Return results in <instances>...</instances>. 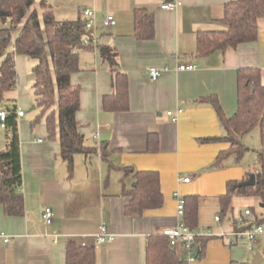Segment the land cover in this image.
<instances>
[{
    "label": "crops",
    "instance_id": "obj_1",
    "mask_svg": "<svg viewBox=\"0 0 264 264\" xmlns=\"http://www.w3.org/2000/svg\"><path fill=\"white\" fill-rule=\"evenodd\" d=\"M165 1L169 0H85L82 4L94 10L98 43L110 45L118 53V68L128 80V109H103V96L113 92L112 74L96 49H83L79 54L81 69L70 79L80 86L78 130L84 144L96 151L76 153L69 175L59 155L58 138H47L44 119L31 127L34 117L25 118L24 113L18 118L24 213L7 216L0 207V232L8 239L0 236V264H65L69 241L92 248L95 264H146L148 235L178 221L174 191L183 197L197 196L194 227L198 228L230 230L232 220L252 207L247 202L243 211L235 210L232 199V219L224 217L225 224L224 218L219 222L214 219L219 216V196L227 181H243L247 169L233 155L214 164L219 151L229 143L200 140L225 134L213 106L200 99L216 97L225 115L231 116L237 108L238 68H260L264 84V15L258 20L255 41L197 56V32L223 29V7L229 0H173L180 5L172 9L161 7ZM137 7L153 15L152 39L140 40L134 35ZM106 15L114 18L110 27H102ZM189 63L196 67L177 68ZM149 67L166 70L152 80ZM8 97L14 100L4 102L0 110L13 104L22 109L24 102ZM177 109L181 113L173 121L167 111ZM150 133L158 137L156 152L147 150ZM247 134L241 140L256 158L255 150L261 147L259 129L249 143ZM2 143L3 148L4 136ZM100 149L106 152L105 158ZM123 167L159 173L164 198L160 208L146 210L139 217L124 213L128 197L122 190L131 187L133 178ZM183 176L190 177L189 182H179ZM45 207L53 211L50 224L43 220ZM100 225L115 237L93 246L89 236L97 233ZM263 236L252 249L244 241L227 245L220 237L208 238L203 254L189 264H248Z\"/></svg>",
    "mask_w": 264,
    "mask_h": 264
},
{
    "label": "trees",
    "instance_id": "obj_2",
    "mask_svg": "<svg viewBox=\"0 0 264 264\" xmlns=\"http://www.w3.org/2000/svg\"><path fill=\"white\" fill-rule=\"evenodd\" d=\"M35 0H0V103L7 92L15 86L16 72L14 56L22 54L37 60L33 66V92L40 114L30 121L37 125L43 118L47 138H58L59 155L66 164L68 174L73 171L76 153L95 152V147L84 144L78 130L76 113L80 107V86L71 82V75L78 72L79 54L83 49H94L83 45L82 40L91 32L86 30L83 18L56 19L47 0H41V20ZM264 15V0H229L224 4L222 21L224 28L219 30H200L197 32V56H205L215 50L236 47L241 43L253 42L258 36V20ZM134 35L140 40L154 37V19L150 11L137 7L133 12ZM18 34L13 39L12 33ZM98 55L109 65L112 74L113 92L104 95L102 107L105 110L123 111L128 109L127 75L118 68V53L107 44L95 48ZM209 102L224 128L221 137H205L203 142L224 140L227 149L219 151L214 164L218 165L225 157L233 155L240 160L249 150L242 137L254 128L259 129L261 147L256 149V164L245 172V179L254 174V184L237 186L238 181L229 180L225 192L219 196V217L232 219L231 201L233 196L255 197L259 210L250 208L254 223L264 225V84L260 80V68L245 66L237 69V108L231 116H226L214 96L201 98ZM54 105L56 109H54ZM17 106L6 105L4 120L5 146L0 149V207L7 216H22L24 213L21 192L22 176L20 162V138ZM158 137L156 133L147 136V150L156 152ZM105 158V151L101 150ZM125 174H132V184L124 188L122 194L128 197L124 213L139 217L144 211L160 208L164 198L160 188L159 173L154 170H134L122 168ZM196 195L184 197L183 221L194 227L198 216ZM208 238L197 239L199 256L203 254ZM146 264H188L181 247H173L168 238L155 231L146 238ZM65 264H95L92 248L69 241L66 248Z\"/></svg>",
    "mask_w": 264,
    "mask_h": 264
},
{
    "label": "built area",
    "instance_id": "obj_3",
    "mask_svg": "<svg viewBox=\"0 0 264 264\" xmlns=\"http://www.w3.org/2000/svg\"><path fill=\"white\" fill-rule=\"evenodd\" d=\"M180 5V2L169 0L161 4V7L164 9H172ZM81 17L85 23L86 30L91 33L85 36L82 40L83 45L91 46L94 49L98 45V39L95 34L96 22H95V13L92 8H84L81 11ZM102 27H110L114 24V18L112 15H106L102 21ZM195 64H178L177 68L180 70H189L194 69ZM166 68H156L149 67L147 69L148 74L152 80L157 79L162 71H165ZM17 116L22 117L24 112L22 109L17 108ZM181 113V109L175 111H167V114L171 116L172 120L175 121L177 116ZM6 117V111L0 110V127H4V120ZM190 177L183 176L179 177L178 181L181 183L189 182ZM174 199L176 201V215L178 218L177 223L173 227H166L161 230V233L168 238L169 244L173 247H181V251L187 263L196 261L199 256L198 243L197 239L200 237L209 238L211 236L220 237L227 245H234L238 242L244 241L248 244L249 248L252 249V245L257 241L258 237L264 235V225L254 223V215L250 208H247L243 213L233 221V227L228 231H220L211 235L210 228H198V227H189L183 221L184 217V197L178 192L174 191ZM53 217V211L50 207H45L43 211V220L46 224H50ZM216 221H220L219 216H215ZM4 241L8 239L4 236V233L0 232ZM115 237L114 233L108 232L107 228L104 225H100L97 233L89 236L92 240L93 246H97L101 243L109 242ZM83 246L85 244L83 243Z\"/></svg>",
    "mask_w": 264,
    "mask_h": 264
},
{
    "label": "rangeland",
    "instance_id": "obj_4",
    "mask_svg": "<svg viewBox=\"0 0 264 264\" xmlns=\"http://www.w3.org/2000/svg\"><path fill=\"white\" fill-rule=\"evenodd\" d=\"M40 1L41 0H35L34 7L37 9L41 20V9L39 7ZM47 2L49 5L52 6V10L56 19H64V20L72 19L74 17H77L79 14L81 15L82 9L86 8L84 7V5H82L84 4L85 0H47ZM17 34H18L17 30L13 31L12 38L14 39L17 36ZM36 63L37 60L34 58H30L22 54L15 55V72H16L17 84L11 91L6 93L5 99L0 103V105H2L4 102L14 100V98L8 99L9 98L8 96L10 95L12 97H15L18 101L24 102L23 107L22 106L21 107L23 112L25 113L26 116L25 118L35 117L41 113L40 112L41 109L36 105L35 95L33 92L34 76H33L32 68ZM54 109H56L55 105H54ZM257 131L258 128H255V130L249 132L245 136V139L247 140L248 143L251 142L250 139H252L254 134L257 135ZM3 136H4V130L0 128V149L3 146L2 143ZM240 162L241 165L244 166L247 170L250 169L252 170L256 164V158L253 157L252 152L248 151L243 155ZM232 199H233V204L235 203L234 204L235 210L241 209V211H243L244 204L247 202L251 204V206L254 208L255 211L259 210V201L255 197L235 195ZM226 222H227V218H224L223 224H225ZM204 229H207V227H205ZM210 230H211V235H214L215 233H218L220 231H228V230L217 231V229L214 228H210ZM211 237H215V236H211ZM260 240H261V244L259 246H255V252L260 251V253L263 256V261L261 264H264V236L261 237Z\"/></svg>",
    "mask_w": 264,
    "mask_h": 264
},
{
    "label": "water",
    "instance_id": "obj_5",
    "mask_svg": "<svg viewBox=\"0 0 264 264\" xmlns=\"http://www.w3.org/2000/svg\"><path fill=\"white\" fill-rule=\"evenodd\" d=\"M34 108V107H33ZM254 174H250L249 177L243 181L237 183V186H247L254 184ZM263 261V256L260 252H254L252 254L251 260L248 264H260Z\"/></svg>",
    "mask_w": 264,
    "mask_h": 264
}]
</instances>
